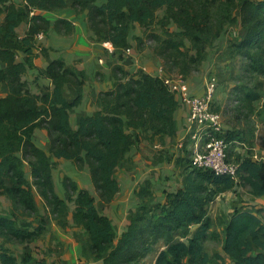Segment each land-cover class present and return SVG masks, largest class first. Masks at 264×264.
I'll return each instance as SVG.
<instances>
[{
	"label": "trees",
	"instance_id": "obj_1",
	"mask_svg": "<svg viewBox=\"0 0 264 264\" xmlns=\"http://www.w3.org/2000/svg\"><path fill=\"white\" fill-rule=\"evenodd\" d=\"M72 1L81 10L89 9L91 28L119 47L128 45L135 23L146 28L154 24L158 27L155 21L163 10L164 20L175 28L168 27L164 36H158L155 52L169 71H177L184 77L200 70L207 47L215 44L225 22L234 20L229 10L219 16L216 6L235 0ZM0 3L3 5L0 11L5 12L0 23V58L7 62L6 67L0 68V85L7 83L10 90L7 96H0V197L10 199L13 205L10 215L0 214V235L11 242L27 244L43 235L48 222L39 212L34 186L55 217L67 215L69 208L55 191L56 162L33 139L37 128L47 129L54 157L88 164L100 197L110 201L120 187L116 169L134 143L136 132L151 131L153 137L173 135L177 101L161 77L141 71L140 77L119 79L112 89L103 92L97 100L98 109L83 117L74 129L70 122L71 104L64 98L61 86L56 85L52 95L42 97L32 93L21 79L23 64L15 61L13 52L19 46L31 52L36 28L33 26L22 40L16 37L17 25L31 10H53L66 6L68 0H26L22 8L6 0ZM263 3L243 2L250 5L243 22L251 31L237 44L240 51L254 46L260 38ZM37 18L35 15L32 19ZM246 57L250 59L249 70L264 73V67L256 64L252 55ZM50 72L58 78L55 69ZM247 96L253 102L260 94ZM39 100L46 103L42 109ZM24 158L31 166L33 184L25 175ZM191 167L182 188L168 193L158 208L142 206L118 238L109 217L99 211L95 197L87 190L79 191L73 217L89 236L91 255L103 259L104 264H143L154 252H158L154 264H264V208L236 210L224 228V254H210L206 247L209 237L214 236L208 205L237 181L253 195L264 196V161L244 158L237 180L209 169ZM160 239L164 247L156 249ZM0 262L56 264L30 254L19 258L5 247L0 249Z\"/></svg>",
	"mask_w": 264,
	"mask_h": 264
},
{
	"label": "crops",
	"instance_id": "obj_2",
	"mask_svg": "<svg viewBox=\"0 0 264 264\" xmlns=\"http://www.w3.org/2000/svg\"><path fill=\"white\" fill-rule=\"evenodd\" d=\"M6 1L17 8L25 7L26 3V0ZM0 6L3 7L1 3ZM164 14L163 10L160 11L161 17ZM35 15L39 18L33 20ZM4 19L5 12L0 11V23ZM33 26L36 31L31 52L20 46L13 49L15 61L23 64L21 79L32 93L42 97L52 95L56 85H60L64 98L71 104L70 122L74 129L78 128L83 117L98 109L99 96L112 89L119 79L126 80L142 71L154 76L169 75L176 81L181 80L180 90L173 92L177 101L174 113L175 133L153 137L151 131L139 129L136 132L134 143L116 169L115 175L120 187L110 201L100 197L88 164L54 157L50 153L47 129L42 126L35 130L34 134L40 138L35 143L56 162L53 169L55 191L69 205L67 215L55 217L34 186L39 212L48 220L46 230L41 236L42 248L35 255V259L43 258L56 264H103L102 259L91 255L89 236L74 221L75 198L81 190H87L95 197L99 211L109 217L118 238L121 231L128 226L131 216L142 206L158 208L165 202L168 193L183 187L184 177L192 168L194 144L189 105L183 97L203 96L208 81L213 76L218 80L213 104L217 106L215 111L221 116L224 133L230 138L228 141L231 160L239 164L244 158L264 161V121L259 125L243 128L223 116L228 99V85L225 84L223 75L225 70L221 68L226 60L219 56L217 50L224 47L223 39L227 37L224 32L214 47H207L206 58L200 70L184 77L178 72L169 71L155 49L146 47V34L151 27L146 28L135 23L131 28L127 46L112 45L91 28L89 9L75 7L72 0H68L66 6L53 10H31L16 27L17 39L27 37ZM168 27L175 28L172 24ZM58 63L61 66H53ZM6 66L7 62L0 58V68ZM51 69H55L57 79L51 75ZM9 91L7 83L0 85V96H7ZM38 106L42 109L46 103L39 100ZM24 168L27 179L33 184L32 169L25 158ZM208 206L213 220L211 232L214 236L211 235L206 242L207 251L210 254H224V228L232 215L239 208H264V196L253 195L248 187L237 181L233 188L218 194ZM12 207L10 199L0 197V214L10 215ZM27 219L33 220L32 217ZM59 220L64 221V224ZM212 240L218 241V244L212 245ZM1 247L10 249L19 258L23 257L24 244L11 242L0 235V249ZM157 254L158 252L153 262Z\"/></svg>",
	"mask_w": 264,
	"mask_h": 264
},
{
	"label": "rangeland",
	"instance_id": "obj_3",
	"mask_svg": "<svg viewBox=\"0 0 264 264\" xmlns=\"http://www.w3.org/2000/svg\"><path fill=\"white\" fill-rule=\"evenodd\" d=\"M249 1L257 4L264 2V0ZM223 2L224 3H220L216 6V12H218L220 16L221 14L227 13L229 10L228 12L230 14L232 12V18H234V20L230 21L229 19L225 22L223 32L227 37L223 39V41H225L224 47L217 50L219 51V56L226 60L223 63V68H221L222 70H225V72L222 73L226 79L225 84L228 85V99L223 109V116L227 118V120L229 119V121H233V123L239 124L243 126V128H247V126L255 124L259 125L264 121V73H254L249 70L248 63L250 62V59L246 57L247 54L252 55L254 62L256 64L259 62L264 67V25L262 26L263 28L259 29L261 33H259L260 38L257 39L256 44L240 51L237 44H241L248 32L251 31L250 27L243 22L245 13H247L250 5L245 6L243 4L244 0H235L231 4L226 1ZM243 7H245V9H243ZM262 20L264 22V17ZM155 22L159 23V26L155 27L154 25L156 24L152 25L151 28L147 30L146 34V47H149L150 49H155L159 45V41H157L158 36H164V30L170 26L161 15L157 17ZM214 45L209 47H214ZM141 74L142 72L136 74L135 77H140ZM249 93H259L260 97L256 101L250 102L247 96ZM254 103L257 104V106H255ZM216 108L217 106H214L213 104V109L217 110ZM260 127L262 126L260 125ZM33 139L35 142L37 140L40 141L37 134H34ZM126 229L127 226L120 234ZM42 241L43 238L41 237L33 243L24 244V247H22L23 256L25 254H30L35 257L36 254H39L42 248ZM211 242L212 245L218 244V241L215 240H212ZM162 247H164V243L162 239H160L157 243L156 249H161ZM156 253L157 252H154L148 256L143 261V264H153V258ZM102 262L104 264L103 259Z\"/></svg>",
	"mask_w": 264,
	"mask_h": 264
},
{
	"label": "built area",
	"instance_id": "obj_4",
	"mask_svg": "<svg viewBox=\"0 0 264 264\" xmlns=\"http://www.w3.org/2000/svg\"><path fill=\"white\" fill-rule=\"evenodd\" d=\"M127 50L130 51V48ZM160 77L171 92L180 90L181 80L176 81L169 75ZM217 87L218 80L213 76L208 81L203 96L183 97L189 105V120L194 129L192 165L237 180L239 163L230 158L229 141L223 130L221 116L213 109V98Z\"/></svg>",
	"mask_w": 264,
	"mask_h": 264
}]
</instances>
